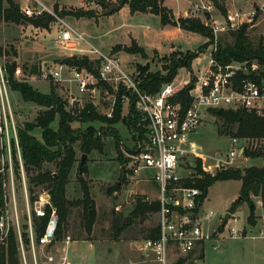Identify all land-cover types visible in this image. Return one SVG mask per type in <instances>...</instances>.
<instances>
[{"label": "rangeland", "instance_id": "obj_1", "mask_svg": "<svg viewBox=\"0 0 264 264\" xmlns=\"http://www.w3.org/2000/svg\"><path fill=\"white\" fill-rule=\"evenodd\" d=\"M47 8L52 10L64 21L82 33L85 39L94 48L103 54L116 55L122 65L131 73L141 76L145 70L147 74L165 75L168 72L169 63L172 58L181 59L188 53H196L200 48L208 42V39L195 33L179 31L178 28L170 26L163 27L159 16L146 15L143 13L131 15L127 6H123L120 10L109 15H102L105 10L103 3L112 4L117 0H39ZM233 10L227 8V15L224 16L218 10L212 0H167L165 6L173 11L177 18L193 17L201 18L205 21V12H209L212 20L223 22L228 15L240 14L238 26L246 23L254 22V25L248 30V36L255 45L261 38H264V0H228ZM9 2L14 3L20 8L31 5L33 2L25 0H4L5 8L9 7ZM223 4L222 1H219ZM118 3V2H117ZM210 11L203 9L204 6H210ZM89 11L95 13V18H79L71 15L73 11ZM21 24L6 22L0 18V55L2 62L7 66L13 65L19 67L25 76L20 79L13 78L17 82H26L34 90L42 94H50L54 90L64 101L69 99L70 88L67 83H42L37 80L36 75L43 63L54 66L61 63L69 55L79 57H88L95 59L96 55L87 53L82 55L78 52L65 51L59 48L55 42L59 31L60 24L50 13H46L51 17L48 24L35 27L28 20L34 19L23 15ZM185 13V14H184ZM49 17V18H50ZM33 28L38 29L37 32L32 31ZM231 31L221 33L219 40L232 42ZM137 39L141 48L145 53L129 54L125 51L132 44L130 37ZM119 45L121 51L113 52V47ZM138 45V46H139ZM139 46V47H140ZM79 48L88 49L85 43H79ZM213 46L203 51L204 53L198 59L192 62L193 74L199 75V70L208 67L211 58ZM174 54V55H173ZM36 70V72H34ZM10 76V73H9ZM187 78V69H180L176 78V82L180 83ZM77 93L76 87L72 90ZM109 94V93H108ZM11 100L15 114L16 123L20 129L25 124H33L38 114L44 108L32 103L25 102L20 93L12 88ZM112 95L104 96V100L98 105V111L106 115L112 109ZM126 105V104H125ZM76 107L67 110L76 113ZM128 114L127 105L124 106L123 116ZM89 126H94L97 131L107 132L109 128L117 130L122 138V154L123 161L131 166L132 139L125 124L120 121L117 124L108 125L106 123L94 122L88 124H80L73 122L72 129L82 130L85 132ZM52 127L57 129L58 120ZM33 134L37 138H41V130L36 129ZM194 141L201 146L208 154L213 155L215 151H221L223 154L229 151L232 145L230 136L224 131V121L219 116L210 114L203 115V121L194 136ZM103 153L92 151L86 160L88 174L85 178L89 182L90 193L95 202L96 207V224L95 234L91 236L85 232L83 228V208H73L69 219V224L62 234L63 237L70 236L73 241L79 240L68 246L67 256L71 264H158L155 257L148 246L147 237L151 229L156 228L159 224V215L149 214L145 219L130 218V214L134 210V199L137 197L156 198L157 192L152 183L139 181L136 178L131 179V170L127 176L124 185L120 183L122 167L117 160V151L115 140L113 137H104ZM240 144L248 150L260 151L264 150V140H244L239 139ZM77 162L70 174V182L67 185V197L70 200L81 199L83 193L77 180V171L82 156L79 143L74 145ZM8 159L0 156V175H2L3 183L7 182V191L13 200H16V208L19 216V226L22 234H26L28 230V202L26 199V189L29 195V204L32 207L31 195L29 193V179L25 172L22 173L21 165L18 159L9 160V172L6 165ZM264 165L262 158L250 159L245 155L235 158L227 168L244 169L251 166L261 167ZM18 167V169H17ZM13 169V171H12ZM43 170L56 171L54 164H44ZM148 171H142L137 174V178H145ZM37 174L33 171L29 176ZM26 177V178H25ZM30 178V177H29ZM120 183L121 190L117 195H111L108 190ZM6 187V188H7ZM5 189V188H4ZM241 190L240 181H219L216 182L209 190L206 200L202 204V211L216 212L218 217L205 224L206 232H213L218 229L221 237L213 236L211 241H207L202 250H197L187 261V264H264V196L252 197L256 206L255 224L248 223L250 207L247 203H243L234 211L230 207L234 201L239 199ZM34 191L38 194L41 188L34 187ZM146 193L147 195L143 194ZM262 204V205H261ZM118 207V208H117ZM6 224L17 230V222L15 219V208L12 204L6 206ZM114 211V214H112ZM230 214L226 219V215ZM119 216L121 218H119ZM35 215L32 214V218ZM115 220V222H114ZM126 220H132L125 232L121 235V240L131 239V250L126 243L118 242L116 245L107 243H99L101 239L114 237L115 231L112 226L116 222L117 226L123 225ZM110 226V229L109 226ZM27 228V229H26ZM230 228H236L241 232L238 237L230 235ZM28 234V233H27ZM80 240L88 241L82 242ZM120 241V240H119ZM95 245H90L93 243ZM64 248L60 245L62 252ZM40 249V248H39ZM37 249L38 264H45L43 252ZM39 250V251H38ZM25 255L27 264H35L34 254L31 246H25ZM20 263L24 264L21 253L19 254Z\"/></svg>", "mask_w": 264, "mask_h": 264}, {"label": "built area", "instance_id": "obj_2", "mask_svg": "<svg viewBox=\"0 0 264 264\" xmlns=\"http://www.w3.org/2000/svg\"><path fill=\"white\" fill-rule=\"evenodd\" d=\"M25 1L33 3L20 8L24 16L40 18L45 13H50L60 24L61 30L55 40L59 48L82 55L87 53L96 55L94 60L91 58L90 60L95 64L97 75L87 69L62 62L54 66L45 62L36 75L37 80L42 83H67L70 96L66 101L70 109L76 107L83 109L87 104L98 108L104 96L112 95V109L106 114L112 117L118 94H122L124 106L127 105L128 108L131 97L136 98V109L142 115L140 125H143L146 133L140 142L134 141L131 136L132 146L129 153L131 166H128V169L131 170V179L136 178L153 184L157 197L147 198V201L157 202L160 206L158 212L160 235L155 240H148L147 244L158 264H178L181 259L185 260L182 264H187L188 259L197 250H202L205 243L211 241L214 235L221 237L218 229L211 233L206 232L205 224L218 215L213 211L201 210L203 203L199 202V198L202 192L198 188L189 186L188 182L194 179L199 167L204 174L214 176L245 152L240 140L233 138L231 148L225 154L221 151H215L213 155L208 154L193 139L202 124L203 115L210 114L213 118L217 116L215 111L248 110L264 116V79L259 82L251 77V75L258 77L261 74L260 64L255 61H235L228 65H219L212 56L217 50L219 35L240 27L238 22L236 23L241 19L240 14L228 15L223 22L212 20L210 15V21L206 24L213 31L215 43L212 45L209 65L199 70V75L187 70V78L182 82L177 83L176 77L171 82L163 84L155 94H148L140 88V77L134 72H129L116 55H106L94 48L82 33L68 25L62 17L41 1ZM203 9L210 11L212 7L204 6ZM79 43H85L88 49L79 48ZM240 73L246 74L247 77L240 78ZM24 76L22 69L16 67L14 78L20 79ZM104 85L109 88H105ZM75 87L76 94L72 91ZM184 90L186 96L183 97L181 93ZM11 92L8 69L0 55V156L7 158L8 162L18 159L24 176L19 128L15 119ZM8 162L7 172L10 170ZM142 171L149 173L145 178L138 179L136 176ZM26 184L24 181L29 205L27 233L35 264H38L36 250L39 248L43 252L45 264H71L67 250L73 240L70 236L58 235L59 217L52 204L50 193L42 191L31 207ZM6 187L7 182H4L5 205L12 204L15 208L19 251L24 264H27L16 200L14 197L12 200ZM197 209L199 210L196 211ZM32 214L38 219H47L46 228L40 238L35 234ZM6 215L7 212L4 211L0 218V229L4 239L7 238L8 231L12 227L7 226ZM240 234L241 232L236 228H230L232 237H238ZM60 245L64 246L62 252L59 249Z\"/></svg>", "mask_w": 264, "mask_h": 264}, {"label": "trees", "instance_id": "obj_3", "mask_svg": "<svg viewBox=\"0 0 264 264\" xmlns=\"http://www.w3.org/2000/svg\"><path fill=\"white\" fill-rule=\"evenodd\" d=\"M166 0H117L120 5V9L123 6H128L131 15L136 13L153 14L160 17L163 27L179 28L186 32L199 34L208 39V42L204 44L200 51L196 53H188L181 59L172 58L168 67V72L165 75H153L147 74V70L143 72L140 77V88L142 91L148 94H155L160 90L163 84L171 82L178 75L180 69L192 70V62L198 59L204 50L206 51L209 46L215 43V37L210 26L206 22L210 21V14L205 12V21L201 18L193 17H179L177 18L173 11L165 6ZM215 7L226 16L227 11L223 4H220L219 0H212ZM71 15L79 18H95L96 14L89 11H73ZM45 13L42 17L28 20L35 27H40L48 24L51 21V17ZM0 18L6 22L21 24L23 16L20 13V7L14 3L9 2V7L5 8L4 0H0ZM254 25L252 23H246L241 25L238 29L231 31L232 42H226L219 40L216 43L217 50L213 52L212 56L219 65H228L235 61H250L258 62L262 68L261 74L256 77L251 75L259 82L264 79V38H261L257 45L248 36V30ZM113 52L121 51V47L116 45L113 47ZM125 51L129 54H141L145 53L144 49L139 47L135 41ZM174 55V54H173ZM62 63H66L71 66H77L81 69H87L93 74L97 75L95 64L88 57L69 56ZM17 66H8V73H10L11 88L14 91L20 93L25 102H32L42 108V110L33 124H25L18 130L20 146L22 150V159L24 162V169L29 179V193L31 195V201L37 199L38 195L42 191H48L51 196L52 204L56 208L59 217V237L66 231L69 219L72 214L73 208H83V228L88 236L93 234L94 225L96 222V207L95 202L90 193L89 182L85 178L88 174L87 162L82 168L80 173V165L77 171V180L80 184L83 196L81 199L70 200L67 197V185L70 182V174L78 161L76 158V152L74 145L79 143L80 150L83 154H91L92 151H99L103 153L104 150V137H113L115 140V147L117 151V160L122 167L120 183L125 184L127 176L130 173L126 169L123 172V167H127L123 161L122 146L123 141L119 132L113 128H109L107 132L102 130L97 131L94 126H89L85 132L82 130H74L71 127L73 122H79L80 124H88L94 122L106 123L108 125L117 124L122 121L127 127L128 132L131 134L132 139L136 142L142 141L145 137L146 130L141 124L142 115L136 109V98L131 97L130 105L128 108V114L123 116L124 103L122 101V94H118L116 98V104L113 110L112 117H108L101 114L98 109L92 105L87 104L85 108L76 110V113H71L67 110V101H64L54 90H51L50 94H42L34 90L26 82L14 81V73ZM36 72V70H34ZM247 77L246 74L240 73V78ZM105 88H109L104 85ZM182 96H186L184 90ZM73 110V108H72ZM216 115L224 121V131L233 138L244 140H264V116L258 115L254 111L248 110H223L221 114L215 111ZM58 120V127L54 129L53 123ZM36 129L41 130V138H37L33 132ZM247 158L255 159L262 158L264 161V150L253 151L248 150L244 152ZM16 159V158H15ZM54 164L56 171L43 170L44 164ZM18 169V167H17ZM33 171L37 174L29 176ZM0 175V218L5 211L4 200V188L3 179ZM30 177V178H29ZM219 181H240L241 190L240 197L234 201L230 207L231 211L237 209L243 203H247L250 207V213L248 216V223L250 225L255 224V211L256 206L252 200V197L264 196V165L261 167L251 166L244 169H232L226 168L218 171L214 176L206 175L199 167L194 179L188 182L189 186L198 188L202 192V196L199 198V202L203 203L208 194L210 188ZM120 183L118 182L108 192L112 195L114 192L121 190ZM34 187L41 188L40 193L34 191ZM134 210L130 214V218L145 219L149 214H156L160 210V206L157 202L147 201V198L137 197L134 199ZM91 208V211H90ZM197 209L196 211H198ZM114 214V211H112ZM119 218H121L119 216ZM34 231L38 238L42 236L47 225V219L33 218ZM115 222V220H114ZM132 220H126L120 227L117 222L112 226L115 234L112 239L119 240V236L123 231L131 226ZM27 229V228H26ZM160 230L159 225L156 228L151 229L147 240H155L159 237ZM23 243L25 246L30 245L28 234H22ZM19 245L18 238L14 228H10L6 239L3 238L2 231L0 229V264H21L19 259ZM185 260L181 259L178 264L184 263Z\"/></svg>", "mask_w": 264, "mask_h": 264}, {"label": "crops", "instance_id": "obj_4", "mask_svg": "<svg viewBox=\"0 0 264 264\" xmlns=\"http://www.w3.org/2000/svg\"><path fill=\"white\" fill-rule=\"evenodd\" d=\"M219 1H222V3H223V5H224V7L227 9V8H231V9H229V12H230V10H233L232 9V7H231V3L228 1V0H219ZM166 2H167V0L165 1V3L164 4H166ZM128 7V6H127ZM167 7V6H166ZM128 9H129V7H128ZM129 12H130V10H129ZM136 14H140V13H136ZM136 14H134V15H136ZM185 14V13H184ZM146 15H153V14H146ZM175 16H178V15H175ZM173 28V27H172ZM177 30H179V31H182L181 29H177ZM32 31H34V32H37L38 31V29H35V28H33V30ZM130 39L132 40H135V42L139 45V43H138V41H137V39L136 38H134V37H130ZM140 46V45H139ZM141 47V46H140ZM74 56V55H73ZM118 194V192H114L113 193V195H117ZM143 194H145V195H147L146 193H143ZM262 205V204H261ZM118 208V207H117ZM249 213H250V211H249ZM109 226V225H108ZM96 227V226H95ZM95 227H94V229H93V233L95 234V232H96V230H95ZM128 228V227H127ZM126 228V229H127ZM108 229H110V226H109V228ZM125 229V230H126ZM125 230L123 231V233L125 232ZM122 233V234H123ZM121 234V235H122ZM121 235L119 236V240L118 241H115V240H113L112 238L110 239V238H105V239H101L102 241H100L99 243H102V244H107V243H110V244H113V245H116L118 242H128V243H126L128 246L127 247H129L130 248V250H131V239H128V240H121ZM80 241H82V242H88V241H84V240H80ZM77 242H79V240H75V241H73L72 243H77ZM71 243V244H72ZM70 244V245H71ZM69 245V246H70ZM90 245H95L94 244V242L93 243H91Z\"/></svg>", "mask_w": 264, "mask_h": 264}, {"label": "water", "instance_id": "obj_5", "mask_svg": "<svg viewBox=\"0 0 264 264\" xmlns=\"http://www.w3.org/2000/svg\"><path fill=\"white\" fill-rule=\"evenodd\" d=\"M88 1H92V0H88ZM103 4L105 6V10L102 12V15H109L115 11L120 10V5L117 2H114L112 4H106V3H103ZM218 114H221V111H219ZM87 158H88L87 154H82L81 159H80V164H79L80 165V173L82 172V168H83L84 164L86 163ZM125 171H126V167L124 166L123 172L125 173ZM90 211H91V208H90ZM229 216H230V214H227L226 219H228Z\"/></svg>", "mask_w": 264, "mask_h": 264}]
</instances>
